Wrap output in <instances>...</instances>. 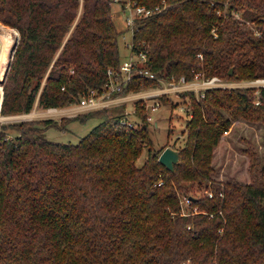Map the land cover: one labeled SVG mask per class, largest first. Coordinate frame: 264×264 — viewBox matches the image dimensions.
I'll return each instance as SVG.
<instances>
[{
	"label": "trees",
	"instance_id": "trees-1",
	"mask_svg": "<svg viewBox=\"0 0 264 264\" xmlns=\"http://www.w3.org/2000/svg\"><path fill=\"white\" fill-rule=\"evenodd\" d=\"M133 1L165 6L132 29V51L147 53L155 77L135 67L115 96L197 74L264 78V0ZM114 2L0 0V20L20 33L1 114L108 90L109 71L122 64ZM185 96L188 136L174 171L152 148L138 163L151 143L143 100L141 126L116 107L0 124V264H264V158L257 166L249 153L248 182L216 179L213 162L236 118L264 125V86ZM91 118L101 122L78 143L46 135ZM187 182L213 192L192 197L189 213L180 197Z\"/></svg>",
	"mask_w": 264,
	"mask_h": 264
},
{
	"label": "rangeland",
	"instance_id": "rangeland-1",
	"mask_svg": "<svg viewBox=\"0 0 264 264\" xmlns=\"http://www.w3.org/2000/svg\"><path fill=\"white\" fill-rule=\"evenodd\" d=\"M123 4L114 2L113 3V18L115 24L120 31L119 35V47L122 63L125 60H128L132 55H135L132 51V39L133 31L127 24L128 10L125 12L123 9ZM241 17V15H238ZM0 26L8 27L13 38L12 48L15 45V42L20 39L19 31L8 24H5L0 20ZM248 27L254 29V25L251 22H248ZM256 31V30H255ZM15 32V33H14ZM259 35L258 32H256ZM15 35V36H14ZM19 43V42H18ZM10 50V54L12 51ZM10 58L7 60L11 61ZM7 63V66H8ZM232 70V69H231ZM230 70V72H232ZM204 76L202 75L199 79L194 78V85H187L180 82V80H163L161 83L155 86H151L146 89L139 91L128 92L125 94L114 95L112 93V99H110V105L106 106L109 97L107 96L111 90H103L101 92H96V96L100 98L101 101H104L102 106H96L93 108L82 107L81 111L78 114L88 113L90 111L100 110L109 107H116L117 112L123 111L127 117V122L131 125L132 123L140 124L144 123V120L136 114L135 104L139 100H143L146 105L147 115H148V136L151 139L150 145L146 146L142 156L140 157L138 163L143 164L148 157L149 148L154 149L155 152L161 151V153L167 147H172L174 149H179L184 146L186 138L188 136V127L187 121L190 118L188 115L187 109L189 107V99L185 96L190 91H194L198 96L207 88H223V89H232V88H259L264 86V78L249 80V79H221L215 76V81H210L206 85L204 84ZM214 78V77H212ZM196 79V80H195ZM175 83L176 87L171 88ZM121 86V85H120ZM120 90L117 89L116 91ZM155 91L158 96L156 97H142L141 93ZM164 95V96H162ZM162 96V97H161ZM165 97V98H164ZM84 97L81 98L79 103ZM146 98V99H144ZM161 98V100H160ZM129 101L128 110L126 109V102ZM158 102L160 104L159 108L154 110L149 107L148 104H153ZM150 104V105H151ZM72 105V104H71ZM40 106V105H39ZM66 107V106H65ZM63 108V107H61ZM44 109H38L37 112L35 109L28 114H16V115H2L0 116V124L8 125L12 123H17L21 121L34 120V119H55L60 121L63 117H68L71 112H62L56 111L55 108H50L43 113ZM151 117V119H149ZM101 122L100 118H91L86 123H81L75 121L69 127L71 131L64 132L63 130L50 128L46 135L49 139L58 141V142H71L78 143L82 137L88 134L93 127ZM10 129V128H9ZM11 130V129H10ZM249 153L253 155L254 163L258 165V161L264 158V125L259 123H252L245 120L244 118H236L233 121V125L229 132H227L221 139L219 146L215 150L214 156V165L216 167L217 175H214L216 179L226 181L230 178H236L243 182H248L251 180V175L249 172L250 157ZM257 160V162H255ZM259 161V163H260ZM200 186L198 182H187L186 186L189 190L184 191L183 195H180L181 199L184 197H198L203 195H209L212 192L211 188L205 186ZM213 193V192H212ZM191 203V201H190ZM185 201L184 208L187 210V213L190 212L189 204ZM198 211V208H195V212ZM194 212V213H195Z\"/></svg>",
	"mask_w": 264,
	"mask_h": 264
},
{
	"label": "built area",
	"instance_id": "built-area-1",
	"mask_svg": "<svg viewBox=\"0 0 264 264\" xmlns=\"http://www.w3.org/2000/svg\"><path fill=\"white\" fill-rule=\"evenodd\" d=\"M115 2L118 3H122L123 4V9L125 10V12H127L128 10V15L126 16L127 18V24L128 26L133 29L135 21L137 18L139 17H147L150 16L156 12H159L160 10H162V7L165 6H156V7H147L144 5H139L137 3H135L133 0H114ZM147 53L142 51L141 53H139L138 55H132L128 60H125L119 69L117 70H110L109 71V75H110V82H109V89L111 90L110 93L107 94V96L109 97L107 101L106 106H109L112 100H114L112 98V93L114 91H116L117 89H119L120 85L124 82V81H128L132 76H133V72H134V68L135 67H142L139 68L138 67V73H144L145 75L154 78L155 75L153 73H151L148 69H146V62H147ZM7 62V61H6ZM0 63V116H1V111H2V104H3V100H4V93H5V81H6V76H7V63ZM202 75L201 74H197L195 76L196 79H199ZM195 79V80H196ZM215 77L214 78H204V84L206 85L207 83H209L210 81H215ZM180 82L186 84L187 85H194L196 82L194 81H188L186 80V78L183 76L180 79ZM181 84V83H180ZM178 84V85H180ZM170 85H173L171 88L176 87L178 85H176L175 83H172ZM84 98L81 101V105L84 107H96V106H102L104 101H101L102 99H105L104 97L100 100V98H98L96 96V92L93 91L89 96H83ZM110 99H112L110 101ZM152 109L156 110L159 108L160 104L158 102H154L153 104L150 105ZM149 106V107H150ZM149 119H151V117H149ZM133 125V123L131 124ZM161 184V183H160ZM210 196H213V193H210ZM185 201L187 203H190L191 198L189 197H184V199H181V204L184 208V203Z\"/></svg>",
	"mask_w": 264,
	"mask_h": 264
},
{
	"label": "water",
	"instance_id": "water-1",
	"mask_svg": "<svg viewBox=\"0 0 264 264\" xmlns=\"http://www.w3.org/2000/svg\"><path fill=\"white\" fill-rule=\"evenodd\" d=\"M18 42H19V38L16 41L15 45L12 48L11 54H10V58H13V55L16 51V48L18 46ZM10 68V61L8 63L7 66V72ZM180 160V153L177 149H174L172 147H167L166 149H164V151L160 154L159 156V161L165 165L168 169H170L171 171L175 170V165L179 162Z\"/></svg>",
	"mask_w": 264,
	"mask_h": 264
},
{
	"label": "bare ground",
	"instance_id": "bare-ground-1",
	"mask_svg": "<svg viewBox=\"0 0 264 264\" xmlns=\"http://www.w3.org/2000/svg\"><path fill=\"white\" fill-rule=\"evenodd\" d=\"M12 44L13 38L10 30L8 27L0 26V63H5L9 59Z\"/></svg>",
	"mask_w": 264,
	"mask_h": 264
},
{
	"label": "crops",
	"instance_id": "crops-1",
	"mask_svg": "<svg viewBox=\"0 0 264 264\" xmlns=\"http://www.w3.org/2000/svg\"><path fill=\"white\" fill-rule=\"evenodd\" d=\"M141 94L143 95L142 97L147 96V97H150V98L158 96L155 91H152V92L150 91V92L141 93ZM144 99H146V98H144ZM126 104H127L126 109L128 110V105L130 104L129 101H127ZM150 104H148V105L150 106ZM82 107H84V106H82L81 104H72V105H69V106H66V107H63V108H55V109H56V111H62L63 113L64 112H71L70 115H68V117H74V116L78 115V113L81 111ZM41 108L42 107L39 106V102L37 101L36 104H35V107H34L35 111L37 112V110L41 109ZM42 109H44V108H42ZM46 110H48V109H44L43 113H45ZM74 122H71L69 125H71ZM69 125H68V131H71V128L69 127ZM68 131H66V132H68Z\"/></svg>",
	"mask_w": 264,
	"mask_h": 264
}]
</instances>
